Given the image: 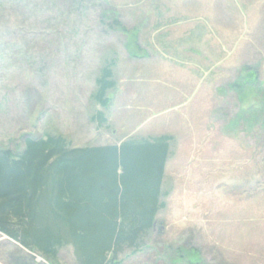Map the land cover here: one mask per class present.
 Wrapping results in <instances>:
<instances>
[{
    "label": "rangeland",
    "instance_id": "374dc122",
    "mask_svg": "<svg viewBox=\"0 0 264 264\" xmlns=\"http://www.w3.org/2000/svg\"><path fill=\"white\" fill-rule=\"evenodd\" d=\"M46 134L172 137L164 206L117 264H264V0H0V148ZM21 252L52 264L0 234V264Z\"/></svg>",
    "mask_w": 264,
    "mask_h": 264
},
{
    "label": "trees",
    "instance_id": "16d2710c",
    "mask_svg": "<svg viewBox=\"0 0 264 264\" xmlns=\"http://www.w3.org/2000/svg\"><path fill=\"white\" fill-rule=\"evenodd\" d=\"M112 65L101 67L90 96L103 108L116 87ZM93 117L106 123L102 111ZM171 139L71 147L63 136L46 134L24 136L18 150L0 148V234L52 264L66 246L77 264H117L124 248L142 243L164 206ZM29 258L21 252L15 264H38Z\"/></svg>",
    "mask_w": 264,
    "mask_h": 264
},
{
    "label": "water",
    "instance_id": "95a60500",
    "mask_svg": "<svg viewBox=\"0 0 264 264\" xmlns=\"http://www.w3.org/2000/svg\"><path fill=\"white\" fill-rule=\"evenodd\" d=\"M4 236H5V235H4ZM5 237H6V236H5ZM37 260H40V259L37 258Z\"/></svg>",
    "mask_w": 264,
    "mask_h": 264
}]
</instances>
